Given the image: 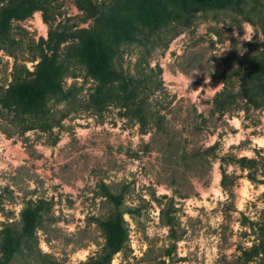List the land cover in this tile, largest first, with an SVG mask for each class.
Returning <instances> with one entry per match:
<instances>
[{
  "label": "rangeland",
  "instance_id": "1",
  "mask_svg": "<svg viewBox=\"0 0 264 264\" xmlns=\"http://www.w3.org/2000/svg\"><path fill=\"white\" fill-rule=\"evenodd\" d=\"M39 1L0 35V230L19 233L25 207L38 213L11 264H83L100 252V224L115 210L128 239L110 264H243L264 177L259 164L234 161L264 157V99L250 101L240 75L264 55V0L185 12L172 5L157 26L135 20L140 29L113 59L130 94L114 90L102 104L68 38L57 50L63 93L36 116L2 106L14 66L33 69L49 29L89 28L130 0H79L81 10L77 0ZM222 89L232 99L221 113ZM106 192L120 196L117 207Z\"/></svg>",
  "mask_w": 264,
  "mask_h": 264
},
{
  "label": "trees",
  "instance_id": "2",
  "mask_svg": "<svg viewBox=\"0 0 264 264\" xmlns=\"http://www.w3.org/2000/svg\"><path fill=\"white\" fill-rule=\"evenodd\" d=\"M233 0H130L119 9L102 12L95 18L89 28L76 29L73 32L55 31L49 29L46 39L40 38L43 45L37 60L30 71L24 65L19 70L14 66L12 81L5 88L1 97L4 108L14 109L20 114L40 115L44 112L46 102L50 97L63 93L61 80L65 73L64 65L58 58L57 50L61 43L68 38L75 39L77 46L75 53L80 63L85 67L86 74L96 83V104L109 102L114 90L119 91L121 97L130 94V80L114 65L113 59L119 44L129 40L140 29L135 23L151 22L157 26L162 21L169 20L171 8L175 5L179 11L185 12L196 9H210L224 7ZM77 7L83 9V4L77 0ZM239 3V2H238ZM39 0H4L0 6V35L8 32L10 20H21L28 17L34 10L40 9ZM130 9L132 14L126 11ZM264 49V41L261 43ZM240 88L246 97L256 102L264 99V55H260L249 62L240 75ZM232 95L222 89L215 95L214 109L224 112L231 102ZM239 167L251 168L259 164L258 170L264 177V157L257 158L242 156L234 161ZM220 185L225 188L227 174L221 170ZM249 179L255 178L248 174ZM264 183V179L262 180ZM107 199L115 207L120 204V196L105 193ZM21 231L16 233L9 226L0 230V264H11L16 252L20 249L23 238L32 235L38 222L36 209L25 207L21 213ZM254 236L251 246L241 250L243 264L252 262L264 264V209L260 211L256 220H246ZM103 246L96 256L89 257L83 264H110L113 255L120 252L126 245L128 230L123 215L118 210L105 221L101 222ZM245 225V220L241 221Z\"/></svg>",
  "mask_w": 264,
  "mask_h": 264
},
{
  "label": "clouds",
  "instance_id": "3",
  "mask_svg": "<svg viewBox=\"0 0 264 264\" xmlns=\"http://www.w3.org/2000/svg\"><path fill=\"white\" fill-rule=\"evenodd\" d=\"M246 31L249 32V35L246 37V39H251V35H250L251 30L250 29H247Z\"/></svg>",
  "mask_w": 264,
  "mask_h": 264
}]
</instances>
